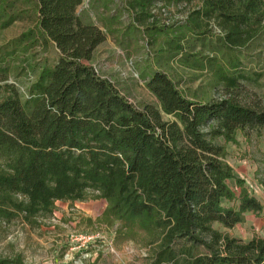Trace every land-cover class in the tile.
I'll list each match as a JSON object with an SVG mask.
<instances>
[{"label": "trees", "instance_id": "16d2710c", "mask_svg": "<svg viewBox=\"0 0 264 264\" xmlns=\"http://www.w3.org/2000/svg\"><path fill=\"white\" fill-rule=\"evenodd\" d=\"M83 1L0 0V30L23 14L34 18L1 58L21 49L20 61L33 74L22 86L0 66V232L17 221L41 226L59 201L104 199L99 222L120 223V233L144 232L149 264H264V237L243 241L214 227L231 229L246 213L264 211L239 179L237 197L226 160V144L238 132L264 139V106L234 95L242 63L237 50L264 33V0H199L185 20L172 23L163 11L191 0H112L114 12L102 26L81 18ZM121 12L129 22L119 39L113 23ZM132 30L148 49L195 69L205 64L189 45L213 42L227 55L216 75L228 97L190 98L168 73L154 70L144 77L161 110L139 108L92 63L108 35L123 45ZM52 47L54 65L31 64L33 48ZM162 112L172 119L163 120ZM0 264L25 263L15 257Z\"/></svg>", "mask_w": 264, "mask_h": 264}, {"label": "rangeland", "instance_id": "374dc122", "mask_svg": "<svg viewBox=\"0 0 264 264\" xmlns=\"http://www.w3.org/2000/svg\"><path fill=\"white\" fill-rule=\"evenodd\" d=\"M111 1L84 0L78 8V14L84 21L102 26L103 19L109 18L114 8ZM198 4L199 0L181 1L163 11L162 17L170 23L183 21ZM119 18L113 26L120 30L117 34L121 39L129 18L122 12ZM33 20L26 13L9 28L0 30V61H4L0 62V66L8 68L10 81L22 86L30 83L29 72L33 74L27 64L23 65L20 61L26 58L22 50L18 51L17 57L1 58L3 48L32 25ZM213 29L219 34L215 27ZM115 38L116 34L107 36V40L98 47L92 63L139 108L153 106L161 110L158 99L147 88V79L144 77L154 70L168 73L190 98L208 101L228 97L216 75L219 66L227 63V55L217 50L213 42L202 44L197 40L189 45L191 52L196 55L194 59L205 64L204 69H195L181 65L178 56L160 54L155 47L148 49L143 37L134 30L124 39L123 45L117 43ZM237 51L242 63L237 73L240 86L235 90V98L245 104L264 106V33L250 46ZM28 57H32L31 64L44 62L52 66L58 53L54 47L48 48L46 53L33 48ZM162 118L166 121L172 119L163 112ZM236 138L235 143L226 144V160L235 176L228 184L238 197L241 189L236 180H241L249 193L264 203V187L260 183L264 180V139L253 135L247 140L240 132ZM234 204L223 202L225 207ZM106 207L104 199L73 204L59 201L53 218L44 220L39 227L31 228L19 221L14 222L0 232V258L20 257L25 264H149L150 248L145 233H120V223H100L99 218ZM245 216L243 223L231 229L218 223L214 227L243 241H249L254 236L264 237V211L262 215L248 212Z\"/></svg>", "mask_w": 264, "mask_h": 264}, {"label": "crops", "instance_id": "0c3cea01", "mask_svg": "<svg viewBox=\"0 0 264 264\" xmlns=\"http://www.w3.org/2000/svg\"><path fill=\"white\" fill-rule=\"evenodd\" d=\"M26 29H27V28H26ZM26 29H24V30H23L21 33H19L17 36H19V35L22 34L24 31H26ZM17 36H16V37H17ZM16 37H15V38H16ZM97 49H98V48H97ZM75 203H77V202H75ZM71 204H72V203H71ZM262 204H263V206H264V203H262ZM56 205H57V204H56Z\"/></svg>", "mask_w": 264, "mask_h": 264}, {"label": "built area", "instance_id": "2783aa9c", "mask_svg": "<svg viewBox=\"0 0 264 264\" xmlns=\"http://www.w3.org/2000/svg\"><path fill=\"white\" fill-rule=\"evenodd\" d=\"M130 64L132 65V62H130Z\"/></svg>", "mask_w": 264, "mask_h": 264}]
</instances>
